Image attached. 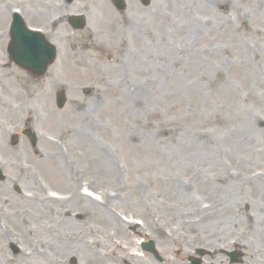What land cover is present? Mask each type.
<instances>
[{"label": "rangeland", "instance_id": "obj_1", "mask_svg": "<svg viewBox=\"0 0 264 264\" xmlns=\"http://www.w3.org/2000/svg\"><path fill=\"white\" fill-rule=\"evenodd\" d=\"M127 3L119 12L111 0H75L68 10L57 8L62 0H0V35L8 28L12 8L21 9L26 22L45 28L58 47L46 77L10 79L14 101L9 102V93L6 99L22 124L32 121L39 142L36 152L21 140L13 155L17 162L6 166L11 180L0 184V193L20 207L26 192L38 197L54 189L65 196L64 213L71 212L75 223L68 228L78 236L61 247L65 250L58 260L42 264L64 263L70 256L84 264L88 248L83 244L95 253L88 260H100L110 250L113 261L124 256L137 260L132 248L119 246L117 226H104L91 208L144 221L153 237L169 241L163 251L158 249L162 257L175 255L176 249L181 257L192 254L180 244L194 229L209 231L204 218L211 212L223 214L230 207L239 223L223 220L218 225L223 241L231 236L230 228L244 242L255 238L249 215L254 218L255 207L264 204L255 184L257 169H264V134L248 132L241 114L262 118L255 127L264 128V0H152L149 7ZM65 14L85 15L87 26L74 30L61 22ZM194 22L203 29L193 33ZM60 90L67 97L63 109L56 106ZM203 144L209 154L197 161L204 173L197 177L188 157ZM94 145L105 149L117 178L111 172L100 175ZM67 164L69 170L63 169ZM14 183L20 184L22 195L14 192ZM82 185L98 192L106 207L95 203L85 210V200L74 198ZM171 185L173 193L166 194ZM181 187L193 194L190 203L169 209L167 204L178 205L175 196ZM208 206L210 210H201ZM11 209L0 203V219L20 243L35 250L31 239L38 235L25 238L9 216ZM78 214L81 220L74 218ZM38 216L31 218L36 229L55 217ZM116 219L120 231L128 230ZM163 227L174 232L165 235ZM142 230H128V238L137 240ZM8 236H0V257L6 264L41 263L36 253L30 258L14 254ZM246 243L248 254L259 250Z\"/></svg>", "mask_w": 264, "mask_h": 264}, {"label": "flooded vegetation", "instance_id": "obj_2", "mask_svg": "<svg viewBox=\"0 0 264 264\" xmlns=\"http://www.w3.org/2000/svg\"><path fill=\"white\" fill-rule=\"evenodd\" d=\"M127 1V0H126ZM134 1L135 6H143V4L140 2V0H132ZM137 4H136V3ZM69 6L60 5L57 6L59 10L65 9L67 10ZM69 23V16L66 15L65 18L61 19ZM4 36V35H3ZM52 36V35H51ZM50 37V34H49ZM63 37V36H62ZM0 168L2 169L3 173L5 172V167L7 163L15 162L16 157L13 155L16 149H19V145H12L11 142V136L13 133H17L21 131V121L18 116L17 110L10 107L9 109L6 107L5 100L9 97V101H14V95L12 94V91L14 88V83L11 80H15V77L21 78L22 75H26L28 79L32 80V76L23 71L17 63L14 61V59L9 55L8 53V40H4L3 37H0ZM9 78V79H7ZM11 79V80H10ZM9 93V96L7 95ZM8 96V97H7ZM13 96V97H12ZM6 151L9 153V155L6 157ZM264 162V159L262 160ZM5 175V174H4ZM7 180L6 178L0 180V183H5ZM256 185L258 186V189L260 191V188L264 186V177L258 178ZM15 189V187H14ZM257 194V193H256ZM258 198L262 200L264 198V195L258 194ZM254 209V218H252L251 224L255 227H251L255 232V238L250 241L253 247H258L259 250L251 255L248 254L249 247L244 240H241V237L234 236L233 230L234 228H230L231 236L225 241H223L224 236L221 235L220 232L217 230L223 226V220L225 219V215H222L220 217H211V225L215 223L217 220L220 219V221L217 222L216 226L210 227V230L207 231L204 236H198L195 238V240L192 243H183V248L181 249H189L190 251L194 252L192 254H189L187 256L181 257V250L176 249L175 255L171 254L170 256H167L166 254L164 257L159 256L156 257L153 254H150L148 252H145L143 250L142 243L147 242L148 235L146 234L145 239H141V242L135 243L133 240L131 242L128 240V230L130 232H134L136 228L134 227H128V230L125 228V230H121L118 233L120 236L116 239L117 242L121 245L122 248H132L131 251H133L135 248L139 251H142L143 254L147 257L149 256V259L146 261H143L141 259H130L129 256H126V258L123 259V261L120 259L117 261H113V256H107L102 255V257L110 259L112 258V262H115V264H152V262H155V264H194L196 263L194 260V256H196L200 249L205 248L208 250L205 253V256L201 259V264H264V256L261 252L264 253V240L262 239L264 237V204H258L257 207ZM231 215L233 216V221H231V224H234V222H238L237 219H235L236 215H233L235 211H230ZM224 216V217H223ZM223 217V218H222ZM217 219V220H216ZM229 221V220H228ZM221 222V223H219ZM239 223V222H238ZM218 225H222L219 226ZM240 228V227H239ZM223 229V228H222ZM127 230V231H126ZM148 231V228L146 229ZM139 236H144V233H140ZM155 241V245L157 249L160 248V251H163L161 248H165V245L169 242L165 238L160 237H154L153 239ZM244 242V243H243ZM259 245H258V243ZM135 243V244H134ZM198 245H201L202 247H197ZM160 246V247H159ZM250 246V245H249ZM125 250H123L124 252ZM15 254H18L19 251L13 250ZM167 256V257H166ZM253 256V257H252ZM102 259L96 258V261L93 259H90L89 261L92 262V264H113L110 260L108 262H105ZM149 262V263H147ZM5 259L0 258V264H5ZM19 264V263H18ZM68 264H79L77 258L68 260Z\"/></svg>", "mask_w": 264, "mask_h": 264}, {"label": "bare ground", "instance_id": "obj_3", "mask_svg": "<svg viewBox=\"0 0 264 264\" xmlns=\"http://www.w3.org/2000/svg\"><path fill=\"white\" fill-rule=\"evenodd\" d=\"M13 4H14V2H13ZM16 4H19V3H16ZM3 14H4L3 11H0V18L3 17ZM193 27L197 28V30H194L193 33H196L198 30L200 31L203 29L202 24L200 25L199 23H195V22L193 23ZM137 113L138 112L136 111V109H133L132 112H130L131 119H135L136 118L135 115ZM241 116L243 117L241 119L242 120L241 125L244 128L245 127L248 128V130H247L248 132H250L252 135H254L255 132L260 133V131H261L262 135L264 134V128L263 127L262 128L259 127L260 129H258V130H257V127H255L256 126L255 122L258 119L261 121L262 118L257 117L255 119V116L253 114H250V113H245L244 116L242 113ZM130 137H134V135L131 134ZM94 146L96 148H98L96 145H94ZM206 147L207 146L205 144H203L200 148H198L197 151H195L193 154H191L188 157V160L191 162L190 166L194 167L192 169L193 174L197 177H200L201 175H202V177H204V173H202L203 171L201 172L198 170L199 165H196V163L203 156L207 158V155L209 154V152H208V149H206ZM97 150H98V153L100 154L99 160L102 163V165L100 167L102 169L101 174H100V172H98V174L106 175L109 172L113 173L112 166L107 161L108 155L106 154L105 149L98 148ZM96 155H97V153H96ZM220 155H221V152H220V154H218V156L223 157V153L221 156ZM63 169L69 170L68 166H66V167L64 166ZM113 175L115 178L118 177V175H116L115 173H113ZM203 182H205V181H203ZM80 189L82 190L81 193H83V194L80 195L79 193H77V195L75 194L76 196H74V198L80 197V198H83L81 200H85V204L83 205L85 210L88 209L87 211H90V205L91 204L94 205L95 203L98 205L99 208H101L103 205L106 207L105 202L97 203V202L93 201L91 199V197L83 196V195H86L85 193L90 194V192H91L90 188L81 187ZM173 190H174L173 186L169 187L167 190L169 192H166V194L173 193ZM256 193L264 195V186H262L260 188V191H259L258 186H257ZM2 196L3 195L0 194V202H2L4 200V198L2 199ZM81 196H83V197H81ZM192 196H193V194L191 192H187V191L182 190V187L178 188V194H177V196H175V198L178 200V205L167 204V207L169 209L174 210V208H176L178 206V207H182V209H183L188 203H190ZM58 197L59 196L55 195V194L48 195L47 197H45V196H38V197L31 196L28 198L25 197L26 199L22 198L23 204L20 207L15 206V205L13 207L14 200L6 201V211L8 209L12 208L11 211L9 212V216H10L11 220L14 221L17 228H20L22 235L25 238L27 237V239H29V237H28L29 235L32 236L33 232L35 233V235H38L35 237L34 241H33V239H31V240H32L33 246H35V250H36L35 255L41 261V263H39V264H42L43 261H47L51 258L54 260H58L59 255H60V250H62V251L65 250V248H61V247L68 244L69 242H71L69 240H71L73 238V236H72V234L68 228V227H71V225H72V218L68 217V216H70L69 215L70 213H66V212L64 213V205L62 206L63 202H61V200ZM41 198L43 200L39 201V199H41ZM100 201H101V199H100ZM102 201H103V199H102ZM211 206L201 208V210L202 211L210 210ZM60 208H62V210H60ZM91 209H93V211H91V212H93V213L95 212L93 214L94 216H96L98 219L103 220L104 226L105 225L110 226L111 224H113V225L115 224L117 226L116 231L120 232V229L118 226V220L116 219L115 216L109 214L106 211H103L104 209L101 210L102 212H97L96 208H91ZM230 210H231V207L228 208V210L224 213L226 215L224 221H227V220L233 221V218H232L233 216L231 215ZM34 215H36V216L43 215L45 217H50L51 215L52 216L55 215V217H54V220L52 223H44L41 228L36 229V228L32 227V224H31V218L33 219ZM249 218H251V221H252L253 217L251 215ZM218 221H220V219L217 220L212 225L215 227ZM210 223H211V221L208 222V225H207L208 229H209V227H213ZM219 223H221V222H219ZM74 224L72 226H74ZM0 225H1V221H0ZM29 226H30V228H29ZM65 230H67V231H65ZM12 231H13V229H12ZM104 231L107 232V229H105ZM6 232L11 233L9 230H7ZM262 239L264 240V237ZM128 240L131 242V240L129 238H128ZM139 240L140 239H138V240L134 239L133 241L138 243ZM9 241H16V240L10 239ZM23 249L25 250V251L23 250L24 257L27 258V257L32 255V254L30 255V250L28 247L27 248L24 247ZM48 250H51L53 254H51V252H49ZM94 255H95L94 252L88 251L87 257L85 258V260H86L85 264H92V262H90L88 259H89V257H92V258L95 257ZM62 263L63 262L59 260L56 264H62Z\"/></svg>", "mask_w": 264, "mask_h": 264}, {"label": "water", "instance_id": "obj_4", "mask_svg": "<svg viewBox=\"0 0 264 264\" xmlns=\"http://www.w3.org/2000/svg\"><path fill=\"white\" fill-rule=\"evenodd\" d=\"M120 9H123V6H118ZM17 20H19V18H15ZM78 20V19H77ZM20 21V20H19ZM79 22L77 23L76 21L74 22L75 25H77V27L83 28L85 26V19L84 18H80L78 20ZM23 21H21V23L15 21L13 24V31H12V35H13V46L15 47L16 54H20L18 57L20 59V62L23 63L24 66H26L28 69L34 71L36 74L41 75L42 73H44L46 67L52 63L55 59V51L52 49H50V57L45 59L44 57H37L34 53L33 50L31 48V43H30V34L28 32H25L23 30ZM27 41V47L24 46V41ZM42 37H37L34 38V41L38 42V44L41 43ZM20 42L23 44L21 45ZM43 60V61H42ZM42 61L43 63V70H40L39 68V64ZM58 100L60 102V106L63 105V103L65 102V96L64 94H59L58 96Z\"/></svg>", "mask_w": 264, "mask_h": 264}]
</instances>
